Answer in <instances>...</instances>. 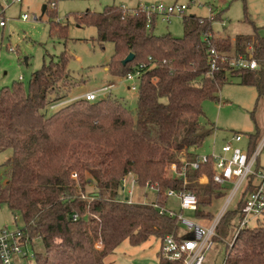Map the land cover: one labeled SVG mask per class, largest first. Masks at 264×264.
I'll return each mask as SVG.
<instances>
[{
    "label": "trees",
    "instance_id": "16d2710c",
    "mask_svg": "<svg viewBox=\"0 0 264 264\" xmlns=\"http://www.w3.org/2000/svg\"><path fill=\"white\" fill-rule=\"evenodd\" d=\"M223 13L213 19L184 16L181 38L156 35L155 23L148 29L139 8L113 5L76 17L80 26L97 30L101 45H114L107 66L112 77L141 73L135 112L111 94L52 110L65 103L74 87L67 51L34 72L28 89L20 81L0 85V154L12 152L0 165V204L20 215L33 240L35 264H107L126 241L138 247L152 238L161 243L169 235L180 239L185 234L180 221L159 209L170 203L169 190L197 197L196 220L214 219L207 208L227 192L214 182L211 156L197 170L188 167L185 177L171 175L169 169L176 165L181 171L184 162L198 161L194 150L213 130L201 123L204 103L219 102L231 78L249 75L231 68L230 60L252 51L260 66L250 76L252 85L264 98V36L248 18L252 33L218 36L213 25ZM46 14L50 35L67 41L68 26L56 21V9L48 6ZM130 53L134 61L123 66ZM257 140L258 134L251 136L250 155ZM130 175L138 188L155 191L153 204L129 202L122 180ZM204 177L208 181L202 183ZM93 182L96 191L86 197ZM241 207L220 221L221 238H233ZM158 254L159 264H180ZM225 264H264V215L226 248Z\"/></svg>",
    "mask_w": 264,
    "mask_h": 264
},
{
    "label": "rangeland",
    "instance_id": "374dc122",
    "mask_svg": "<svg viewBox=\"0 0 264 264\" xmlns=\"http://www.w3.org/2000/svg\"><path fill=\"white\" fill-rule=\"evenodd\" d=\"M0 1L5 7L1 19L5 24L0 25L1 86L12 87L14 82H19V78L24 77L22 83L28 89L32 75L45 63L48 64L63 51L71 55L69 69L74 87L65 103L53 108L54 111L64 104L81 99L89 92H98L105 88H108L106 92L108 95L111 94L122 101L132 112L136 111L138 92L129 90V82L124 78H114L109 74L107 66L114 54V45L111 43L101 45L97 41V30L94 27L78 24L76 17L88 11L99 13L105 7L113 5L123 6L126 10H136L141 5L177 3L190 8L185 16L195 14L205 17L209 15V8L213 7L220 8V11L224 12L222 19L214 22V31L218 36L233 38L240 34L252 33L253 26L245 22L246 18L253 21L260 35L264 36V0H22V5L15 2L16 0ZM48 6L49 10L56 9V21L68 26L67 41L50 35L49 14H44V8ZM25 14L29 16L27 21L21 19ZM169 33L176 38L183 37L182 16L170 17L167 23L158 20L155 34L162 36ZM230 80V83L223 86L219 102L208 100L204 103L201 123L205 130H213L203 146L194 150L200 158L221 152L226 139L230 140L237 134L243 137V141L238 144L242 150L247 149L252 135L258 134L257 145L264 139V98L259 99L256 88L247 76ZM11 154V151L1 153L0 165L5 163ZM257 167L264 169V148ZM169 174H171L170 169ZM128 178L129 186L131 178ZM231 189L232 186H225L227 195L215 200L207 208L214 216V220L222 211ZM95 191L96 185L93 182L87 187L86 197ZM155 198L154 190L144 191L137 186L130 202L153 204ZM238 201L240 195L234 200L232 209L236 208ZM167 208L180 212L179 200L171 199ZM183 213L186 219L197 221L205 227L210 225L211 221L208 219L196 220L191 211ZM13 219L14 214L9 208L0 204V228L8 224L12 225ZM227 240H229L227 243L231 242V239ZM160 244L161 241L156 238L138 247L131 246L126 241L113 256L106 259V263L159 264ZM227 247L230 248V245L221 240L216 241L213 248L206 253L205 264H225ZM24 263L35 264V261L29 260Z\"/></svg>",
    "mask_w": 264,
    "mask_h": 264
},
{
    "label": "built area",
    "instance_id": "2783aa9c",
    "mask_svg": "<svg viewBox=\"0 0 264 264\" xmlns=\"http://www.w3.org/2000/svg\"><path fill=\"white\" fill-rule=\"evenodd\" d=\"M15 2L21 3L22 0H16ZM142 12L146 14L147 28H151L156 22L157 18H162L163 21H168L170 17L182 16L184 17L188 11V6L179 5L177 3L167 5L164 3L153 5H141L138 7ZM136 13V12H135ZM3 11L0 13V20ZM23 21H27L29 16L27 14L21 16ZM213 19V18H212ZM3 20L0 25L4 26ZM250 51L248 57L239 55L229 61L231 68L235 70H247L249 75L253 74L260 69L258 62L253 59V55ZM213 54L215 52L213 51ZM215 68V61L213 62V69ZM141 73L136 71L135 73L128 74L124 79L129 82L128 89L134 92H138ZM19 81H23V77L19 78ZM108 88L102 89L98 92H89L85 94L81 99H85L89 102H95L101 98H104ZM106 93V94H104ZM100 94H104L102 97ZM55 108V107H53ZM243 141V137L239 134L234 135L231 140L226 142L221 152L213 153L211 159L215 165L214 182L222 187L232 186L230 194L225 202V205L218 215V217L212 221L210 220L209 226H203L197 221L186 219L184 216L185 211L194 212L198 209V199L192 193H177L174 190H169L167 196L169 199H178L180 202V212H175L168 208H159L160 213L170 218H177L185 234L180 239L169 235L167 236L161 245V255L163 259L171 262H179L180 264H204L206 260V253L209 252L214 244L215 239L221 240L223 243L229 244L230 247L235 243L241 230L253 227V223H257L264 215V169H258L257 165L264 148V139L257 145L255 151L250 155L246 150H242L238 144ZM208 155L199 157L196 162H184L181 171L176 165H172L170 168L171 174L174 176L186 175V169L191 167L197 170L200 164L208 162ZM73 177H76L74 175ZM128 177L131 178V184L127 185ZM122 180V191L128 196L129 202L134 195V189L138 186L137 180L134 176L130 175ZM208 178L204 177L201 182H207ZM253 188L247 192L243 197V193L247 188ZM240 195V201H238L236 208L239 204H242L240 216L237 222V228L234 232L231 242L229 240L221 238L217 234V228L222 218L233 210L231 208L236 197ZM85 198V197H84ZM131 203V202H130ZM235 208V209H236ZM77 216H75V219ZM21 222V223H20ZM22 224V225H20ZM35 249L33 247V240L26 236L24 232V224L19 214H14L12 225H5L0 228V264H25V261H35Z\"/></svg>",
    "mask_w": 264,
    "mask_h": 264
},
{
    "label": "crops",
    "instance_id": "0c3cea01",
    "mask_svg": "<svg viewBox=\"0 0 264 264\" xmlns=\"http://www.w3.org/2000/svg\"><path fill=\"white\" fill-rule=\"evenodd\" d=\"M22 3H23V1L21 2V3H19L20 5H22ZM121 7H123V6H121ZM47 8V7H46ZM125 8V7H124ZM135 8H137V7H135ZM128 9V8H127ZM130 9H134V8H130ZM189 7H188V11H189ZM1 11H3V14L5 13L4 11H5V7L3 6V9L1 10ZM208 12H209V15H207V16H205V17H202V16H197V15H195V14H190V15H187V16H191V15H195V16H197V17H200V18H209V19H212V18H214L218 13H220V12H222V11H220V8H217V9H215V8H213V7H211V8H209V10H208ZM44 14H46V10L44 11ZM223 15V14H222ZM159 19H161V21L163 22V23H167V22H169V20L168 21H163V19L162 18H157L156 19V22H155V30H156V27H157V22H158V20ZM221 19H222V16H221ZM214 26V25H213ZM170 34V33H169ZM241 35V34H240ZM173 36V35H172ZM236 37V36H235ZM235 37H233V38H235ZM232 38V37H231ZM107 71V70H106ZM251 75H248L247 77L249 78V80L251 81V77H250ZM23 81H24V77H23ZM251 83H252V81H251ZM108 96V95H107ZM231 140V139H230ZM229 140L228 139H226V141H225V143L226 142H228ZM224 143V144H225ZM248 148V147H247ZM161 245L162 244H160V249H161ZM206 261V260H205ZM205 264V263H204Z\"/></svg>",
    "mask_w": 264,
    "mask_h": 264
},
{
    "label": "water",
    "instance_id": "95a60500",
    "mask_svg": "<svg viewBox=\"0 0 264 264\" xmlns=\"http://www.w3.org/2000/svg\"><path fill=\"white\" fill-rule=\"evenodd\" d=\"M46 10V7L44 8V11ZM135 59V55L133 53H130L128 57L122 62L123 66H126L127 64L133 62ZM27 61V60H26Z\"/></svg>",
    "mask_w": 264,
    "mask_h": 264
}]
</instances>
